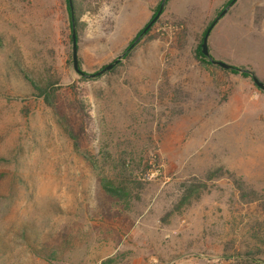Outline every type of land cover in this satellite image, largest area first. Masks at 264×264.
Here are the masks:
<instances>
[{"label":"rangeland","instance_id":"rangeland-1","mask_svg":"<svg viewBox=\"0 0 264 264\" xmlns=\"http://www.w3.org/2000/svg\"><path fill=\"white\" fill-rule=\"evenodd\" d=\"M162 1L0 0V264H264V0Z\"/></svg>","mask_w":264,"mask_h":264},{"label":"trees","instance_id":"trees-1","mask_svg":"<svg viewBox=\"0 0 264 264\" xmlns=\"http://www.w3.org/2000/svg\"><path fill=\"white\" fill-rule=\"evenodd\" d=\"M71 19H72V17H71ZM142 32H141V34H142ZM139 35H138V37H139ZM133 42H135V41H133ZM129 48L126 51V54H129V51H130ZM199 53L203 58H205V60L208 64H211V65L213 64L211 61L212 57L211 58L206 57L203 54L202 46H200V48H199ZM231 69L235 72L240 71V69L234 68V67H232ZM242 75L247 77V78H252L254 80V78H253L254 74H252L248 71H243ZM34 88L36 90L40 91V94H39L40 96L46 97V95H48L47 90H44V88L42 89L36 85H34ZM105 155H109V154H107L105 152ZM107 158L109 159L110 156L109 157L107 156ZM131 164H133V162L128 161V159L126 157L124 159H123V157H118L117 159L113 160L112 165H110V167H109L110 168L109 171L111 173L116 172V181L110 180V178L105 177V175H103L105 173V169L107 168L106 164H104L102 166H99L98 164H94V170L101 177V186L103 187L106 194L110 195L111 197L119 198L121 200H123V199L127 200V198H129L131 196L128 188H129V186H134V184L136 183V178H135V174H134L135 170H134V167H131Z\"/></svg>","mask_w":264,"mask_h":264},{"label":"water","instance_id":"water-1","mask_svg":"<svg viewBox=\"0 0 264 264\" xmlns=\"http://www.w3.org/2000/svg\"><path fill=\"white\" fill-rule=\"evenodd\" d=\"M165 1L166 0H163L162 3H161V6H160V10L158 13L155 14V16L150 20V22L147 24V26L144 28L142 34L139 35V37L135 40V42L132 43V45L130 46L129 50H131L133 47H135L140 39L149 32V30L152 28V26L156 23V21L159 20L160 16H161V13H163V10H164V5H165ZM237 2V0H232L229 4V6L221 12V16L220 17H224L229 9ZM71 4V17H72V22L74 21V12H73V4L72 2H70ZM217 21H215L214 23H212L210 25V27L208 28L207 32H206V35L205 37L203 38V42H202V51H203V54L206 56V57H210L211 58V54H210V51H209V46H208V39L210 38V35L212 33V30L215 26ZM75 24L73 22V31H72V40H73V64H74V69L76 70L77 73H79L80 75L82 76H87L89 77V79H93L95 77H98V76H102L103 74H105L106 72L108 71H112L122 60V57L123 55L119 56L118 59L116 61H114L113 63H110L108 64L107 66H105L100 72L96 73V74H93V75H87L85 74L81 69H80V65H79V60H78V46H77V40H76V34H75ZM212 59V58H211ZM213 64H216L218 66H220V68H223L225 70H229L231 69L233 66L231 65H228L226 63H222L220 61H214L213 59L211 60ZM254 78V82H255V85L257 87H259L260 89H262V91L264 92V83L258 79L255 75L253 76Z\"/></svg>","mask_w":264,"mask_h":264}]
</instances>
